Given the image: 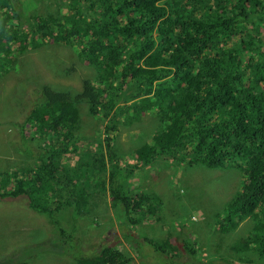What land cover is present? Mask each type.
I'll list each match as a JSON object with an SVG mask.
<instances>
[{
    "label": "trees",
    "instance_id": "trees-1",
    "mask_svg": "<svg viewBox=\"0 0 264 264\" xmlns=\"http://www.w3.org/2000/svg\"><path fill=\"white\" fill-rule=\"evenodd\" d=\"M17 1L0 0V55L15 46L25 50L33 39L39 45L51 40L78 50L80 62L86 61L92 72L77 90L43 84L32 93L30 109L15 133L3 129L15 137L13 143L25 145L29 126L48 144L37 150L38 161L21 178L16 170L2 173L0 199L24 196L64 239L69 228L60 224L62 210H69L76 221L88 217L92 209L97 212V202H92L97 189L88 173L95 176L105 169L100 145L96 154L90 150L91 162L82 161L88 153L77 144L82 140L87 148V128L79 129L81 111L86 108L94 119L98 107L105 117L111 113L118 118L123 112L128 120L133 116L136 127L138 118L151 123L153 130L144 133L145 142L135 149L144 164L163 166L169 158L178 164L183 155L188 170L231 167L241 174L236 195L232 187L225 203L204 204L215 213L212 234L230 246L233 260L218 256L205 261L197 257L195 244L185 241L176 243L177 249L169 240L154 241L149 244L152 254L161 255L164 264H250L252 257L259 262L264 257V40L254 38L243 24L257 15L264 18V0H253V6L250 0H26L19 7ZM28 5L32 11L27 15L22 8ZM154 32L159 33L156 38ZM232 34H242L241 49L230 45ZM247 49L257 55L248 57ZM115 82L122 88L121 96L103 101ZM131 89L133 94L121 98ZM122 101L132 102L118 109ZM110 129L115 131L112 118L106 125L108 137ZM104 141L109 147L110 139ZM185 146L189 149L183 152ZM74 152L77 160L58 169L62 156ZM125 177L117 172L111 176L110 195L112 207L122 208L124 215L116 222L118 235L132 247L127 239L136 237L134 225L157 208L125 190ZM56 192L67 202H51ZM243 222L245 229L234 234ZM95 227H100L98 222ZM106 229L92 254L77 258L76 264H130L125 251L111 246L119 239ZM246 229L249 233L240 239ZM68 238L72 240L71 235Z\"/></svg>",
    "mask_w": 264,
    "mask_h": 264
},
{
    "label": "rangeland",
    "instance_id": "rangeland-1",
    "mask_svg": "<svg viewBox=\"0 0 264 264\" xmlns=\"http://www.w3.org/2000/svg\"><path fill=\"white\" fill-rule=\"evenodd\" d=\"M252 1L250 0L249 6H253ZM25 2L26 0H18V7ZM259 2L261 3V0ZM31 6L28 5L25 10L22 8V11L27 15L30 14ZM23 21L25 17L22 18ZM23 23L24 26L27 25L26 22ZM243 25L254 38L264 40V18L257 15ZM21 30H24V27ZM159 30L166 34L165 29L159 27ZM158 34L154 32L153 37L156 38ZM239 35L232 34L230 42V45H234L237 49H241ZM43 43L39 45L33 39L32 42L27 43L25 50H16L15 46L14 49L10 48L7 52H1L0 55V185L4 178L2 173H12L16 170L21 178L38 161L35 158V155L39 153L37 150L43 151L47 147L48 139L41 137L39 133L32 134V128L29 126L25 129L27 141L25 145L13 143L12 140L15 137L3 133L6 127L11 128L15 133L16 126L23 122L24 115L30 109L32 93L38 92L37 90H40L43 84L52 88L66 87L77 90L81 86V79L88 78L92 72L86 61L80 62L78 50L68 45L62 46L57 43L55 45L51 40L48 42L44 40ZM244 52L248 57L257 55L249 49ZM121 92L122 88L115 82L107 91L103 101L108 102L113 96H121ZM133 93V89L127 90L126 95L121 98ZM131 102L122 101L118 109ZM98 110L100 113L95 116L97 119L89 117L86 108L81 111L79 129L87 128V141H85L87 148L82 145V140L77 142L81 150L88 153L82 161L91 162L93 157L90 155V150L95 151L96 154L98 145L101 146L105 162L101 166L105 165V169L95 176L88 173V181L92 186L94 185L93 188L97 189V196L92 199V202H97L95 207L97 212L92 209V214L88 217L82 216L76 221L72 215L70 217L68 214L69 210H62L60 224H65L69 228L65 238L62 239L44 215H37L30 208V202L24 196L0 199V264H75L77 258L89 257L88 255L92 254L91 248L97 246L82 247L78 250L74 247L76 245L74 238L78 236L82 243L98 245V241L102 240L101 232L105 231L103 229L114 222V227L109 230L113 232V238L121 239L116 230V222L120 221L118 220L120 215L122 217L124 215L120 212L122 208L112 207L111 202L114 199L112 200L110 195L111 176L116 172L120 176H126L127 184L123 186L125 190H131L134 196L145 197L146 200L143 202H151L157 208L153 215H147L139 224L134 225V235L138 236L136 235L132 240L127 239L132 242V247L129 244H122V240L118 243L111 242L113 245L109 244L131 255V263L144 264L141 261L144 259L148 264H164L161 255L152 254L149 244H153L154 241L166 244L168 240L177 244L183 241L187 244L194 243L197 257L205 261L215 257L218 259V256L233 260L230 246L218 240L216 233L212 234L211 217L214 219L215 213H210V209L204 208V204L211 202V205L216 207L219 202L225 203V198L228 197L227 190L232 187L235 195L237 194L241 185V174L238 169L226 167L206 170L202 167L195 171L188 170L185 159H182L183 155L180 156L181 160H178V164L169 158L163 166L146 165L137 159L135 149L145 142L147 137L143 136L144 133L147 130H153L149 119L145 118L140 122L138 118L135 123L139 125L136 127L133 124V116L128 120L123 112H119L118 118H113L111 113L105 117L99 107ZM131 110L132 107L129 108V111ZM111 118L115 131L110 129L111 134L108 137L106 125ZM141 127H145L144 130H141ZM31 135L35 139L30 140ZM106 138L110 139L109 147L104 141ZM188 149L189 147L185 146L183 152ZM68 154L62 156L59 162L61 166L58 169L69 165L72 160H77L75 152ZM70 177L74 176L70 174ZM56 193H52L51 202L60 200L59 192ZM152 193L156 197H153ZM147 195L153 198L148 200ZM157 197L161 202H155ZM60 201L67 202L64 198ZM194 202L200 203H197L196 207ZM200 208L203 209L200 210ZM95 222H98L100 227H95ZM245 224L246 222H243L234 234L242 232ZM109 230L106 229V231ZM247 231L248 229L244 231L245 234L241 233L238 237L240 239L245 237L249 233ZM70 235L72 240L68 238ZM33 240L35 244H32ZM250 264H264V260L257 262L252 257Z\"/></svg>",
    "mask_w": 264,
    "mask_h": 264
},
{
    "label": "clouds",
    "instance_id": "clouds-1",
    "mask_svg": "<svg viewBox=\"0 0 264 264\" xmlns=\"http://www.w3.org/2000/svg\"><path fill=\"white\" fill-rule=\"evenodd\" d=\"M41 216V215H40ZM45 219V218H44ZM88 219V218H87ZM48 221V220H47ZM250 224V223H249ZM250 226V228H251V226H252V224H250L249 225ZM250 231V229H248V231L247 232H249ZM245 234V233H244ZM137 235V234H136ZM119 240H122V239H119ZM119 240H117V243L119 242ZM74 241H75V243H76V245H74V246H76L77 247V249L79 250V248H82V247H90V246H94V244H88V243H82L81 242V239L77 236L76 238H74ZM122 244H129V243H127L125 240H122ZM186 243V242H185ZM73 244V243H72ZM169 244H171V245H174V247L177 249L178 248V245H176V243H174V241L172 242V241H170L169 242ZM189 244H191V243H188V245ZM91 248V247H90ZM92 249V248H91ZM128 257H129V263L130 264H137V263H131L132 262V256L131 255H128ZM261 261L262 260H264V257L263 258H259ZM77 261V260H76ZM76 261H75V264H76ZM138 264H139V262H138Z\"/></svg>",
    "mask_w": 264,
    "mask_h": 264
},
{
    "label": "bare ground",
    "instance_id": "bare-ground-1",
    "mask_svg": "<svg viewBox=\"0 0 264 264\" xmlns=\"http://www.w3.org/2000/svg\"><path fill=\"white\" fill-rule=\"evenodd\" d=\"M240 227H238V230H239ZM148 229V228H147ZM146 230V229H145ZM119 234V233H118ZM21 239V238H20ZM137 257V256H136Z\"/></svg>",
    "mask_w": 264,
    "mask_h": 264
}]
</instances>
